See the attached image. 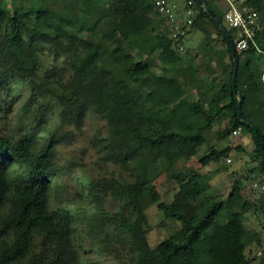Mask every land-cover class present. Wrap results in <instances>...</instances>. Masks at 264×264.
Segmentation results:
<instances>
[{"label":"trees","instance_id":"trees-1","mask_svg":"<svg viewBox=\"0 0 264 264\" xmlns=\"http://www.w3.org/2000/svg\"><path fill=\"white\" fill-rule=\"evenodd\" d=\"M205 1L236 42L237 29L225 24V0ZM260 1L247 3L260 11L264 8ZM96 8L100 17L94 16ZM195 9L193 25L204 33L208 64L230 58L226 76L207 107L203 96L216 81L198 82V52L180 51L187 38L174 36L173 27L169 32L164 29L170 20L156 0L136 1L139 16L126 32L104 0L0 4V85L10 79L24 81L31 89L27 105L52 98L61 107V124L43 143L33 131L20 136L0 133V264H83L73 242L79 219L95 236L108 221L113 223L118 242L129 252L128 264H264V248L261 256L247 252L263 241L259 231L246 223L248 212L264 208V190L259 200L253 199L244 179L236 178L227 197L218 194L200 201L211 188L206 174L174 169L179 160L197 152L207 130L224 118L219 138L240 128L251 132L264 175V125L249 116L252 107L264 112V23L256 36L257 46L250 41L247 48L237 47V87L244 97V118L258 128L255 133L239 116L232 48L209 10L197 2ZM183 12L179 9L178 16ZM164 47L165 58L157 64L156 52ZM48 49L56 57L67 55L65 66L42 70L40 54ZM194 89L197 98H192ZM49 107L41 105V117ZM89 111L106 118V158L130 178L92 179L79 193L82 203L54 208L51 201L61 175L55 162L60 132L66 124L81 129ZM235 149L245 146H214L200 161L221 162ZM160 150L165 153L159 154ZM170 170L179 188L171 201H164L156 179ZM108 195L121 200L120 210L105 209ZM153 204L166 218L182 223L157 246L150 244L146 227L147 209ZM222 216L223 222L217 220ZM207 227L212 230L202 235Z\"/></svg>","mask_w":264,"mask_h":264},{"label":"rangeland","instance_id":"rangeland-1","mask_svg":"<svg viewBox=\"0 0 264 264\" xmlns=\"http://www.w3.org/2000/svg\"><path fill=\"white\" fill-rule=\"evenodd\" d=\"M62 1L51 0L55 5ZM104 1L105 3H110L112 6L113 11L118 17L117 23L121 29L125 32L128 31L137 16H139L138 11L135 10L137 0ZM167 1L172 6L175 15L179 9L184 11L182 15L178 16V19L180 18L179 25H186L187 0ZM3 2L9 4L16 2L18 5H22L25 0H0V4ZM260 2L263 7L264 0ZM263 9L260 10L262 17L264 16ZM163 14L167 16V14ZM100 15L101 12L96 8L94 16L100 17ZM193 23L187 30V39L183 44V48L180 46V51L184 52L192 48L198 52L199 56L195 60V66L199 69L196 76L200 84L203 85L216 81L214 87L203 96L204 105L207 107L212 93L220 87V80L226 76L225 66L230 63V58L226 56L221 63L214 61L209 65L205 50L206 41L204 33L200 28L194 26ZM164 24V29L167 32L171 30V27H174V23L171 21L167 22L166 20ZM225 24L228 27L230 26L226 20ZM165 53L166 47L156 52L155 62L157 64L160 60H164ZM40 56L42 70L52 65L62 67L66 64L67 55L60 54L59 57H56L54 51L50 49L42 52ZM200 80L204 81L201 83ZM189 83V81H186V84ZM193 92L192 98H197V89H194ZM30 96L31 89L24 81L10 79L8 83L0 85V133L20 136L27 131H33L39 142L43 143L49 138L50 131L56 129L61 124V107L52 98L33 100L27 105L30 101ZM42 104H50L51 107L41 117ZM224 124L225 119L223 118L217 121L213 128L208 129L205 134V141L198 148L197 152L188 158L179 160L174 169L178 171L198 170L206 174L211 182V188L199 198L200 201L218 194L227 197L236 178L244 179L245 181L243 180V182L248 184L247 190L249 194L253 199L259 200L263 194V189H258L259 187L252 188L251 186L253 181L263 182L264 180L260 181V178H263L264 175L262 176V171L258 169L260 166L256 155L257 145L253 134L247 129H241L238 134L232 132L227 137L219 138L218 130ZM108 133L109 124L106 118L93 111H89L86 114L81 129L72 124L63 126L55 156V162L61 175L58 179L59 187L55 189L51 201V205L54 208L59 206L73 207L78 202L82 203L84 198L79 193L84 189L86 183L92 179L103 182L105 179L114 177L130 178L129 173L119 164L106 158L104 137ZM240 143L244 144L245 149H235L221 162H211L203 165L200 161V158L214 146L221 148L228 144L239 145ZM164 153V150H160L159 152V154ZM156 185L161 194V199L164 201H171L179 188V184L171 170L161 174L156 179ZM104 206L109 211L120 210L121 200L108 195L105 197ZM224 219V216L217 218L221 222ZM147 220L148 238L152 246H157L164 238L174 234L182 227L179 219L174 217L166 218L156 204L151 205L147 209ZM246 223L250 228L259 231L263 241L262 245L253 244L250 246L247 252L250 256H261L262 253L260 252L264 248V208L259 212H254V210L248 212ZM106 226L101 233L95 236L94 233L90 232V227L85 221L79 219L76 223L73 242L81 255L83 264H128L130 255L128 250L118 242L117 238H119V235L118 231L114 228L115 225L108 221ZM211 230L212 227L205 228L202 235Z\"/></svg>","mask_w":264,"mask_h":264},{"label":"built area","instance_id":"built-area-1","mask_svg":"<svg viewBox=\"0 0 264 264\" xmlns=\"http://www.w3.org/2000/svg\"><path fill=\"white\" fill-rule=\"evenodd\" d=\"M195 2L197 1L187 0V23L186 25H179L178 14L175 15L170 3L167 0H156L159 10L167 14L170 21L174 23V36L185 37L187 35V30L194 22L196 16ZM225 2L227 4L225 19L231 27L237 29L236 47L240 49L247 48L250 41L257 46L256 36L263 29L264 23V18L261 16L259 9L248 4L247 0H225ZM181 48H183V45H181ZM233 132L237 134L239 131L237 129ZM259 185L258 182L255 183V186L258 187ZM261 188L264 190V184H261Z\"/></svg>","mask_w":264,"mask_h":264},{"label":"water","instance_id":"water-1","mask_svg":"<svg viewBox=\"0 0 264 264\" xmlns=\"http://www.w3.org/2000/svg\"><path fill=\"white\" fill-rule=\"evenodd\" d=\"M196 1H197V4L199 6L207 8L209 10V12L211 13L213 21L216 23V25L223 32L224 36L226 37V39L228 40V42H229V44H230V46L232 48L233 58H234V71H233L232 83H233L235 95L239 96V101H238L239 116H240L241 120L245 124H250L251 125V127L254 129L255 133H258V128L254 124H251L248 120H246L244 118V114H243V110H242V103H243L244 97H243V93L237 87V76H238V69H239V57H238V53H237L236 44H235L233 38L231 37L230 33L228 32L227 28L217 18L215 12L213 11L212 8H210L207 5L206 1L205 0H196ZM261 146H262V148L264 147L263 145H261ZM263 160H264V151H263Z\"/></svg>","mask_w":264,"mask_h":264},{"label":"crops","instance_id":"crops-1","mask_svg":"<svg viewBox=\"0 0 264 264\" xmlns=\"http://www.w3.org/2000/svg\"><path fill=\"white\" fill-rule=\"evenodd\" d=\"M263 76V79H264V74L262 75ZM249 116H250V118L257 124V125H259L260 127L262 126V125H264V112L261 110V109H259V108H257V107H252L251 109H250V112H249ZM240 130H241V128L240 129H238V131L240 132ZM238 132V133H239ZM237 133V134H238ZM240 144H242L243 146H244V144L243 143H240ZM237 145V144H236ZM256 154H257V149H256ZM259 161V160H258ZM257 161V162H258ZM256 162V161H255ZM258 164H259V162H258ZM259 166H260V168H258L259 169V171L261 170V165L259 164ZM237 170V169H236ZM261 181H263L264 180V177L263 178H261L260 179ZM256 183V182H255ZM261 184H264V181L263 182H261ZM261 184H260V188H261ZM255 185V184H254ZM257 187V186H256ZM259 187V186H258ZM248 189V188H247ZM262 189V188H261Z\"/></svg>","mask_w":264,"mask_h":264}]
</instances>
